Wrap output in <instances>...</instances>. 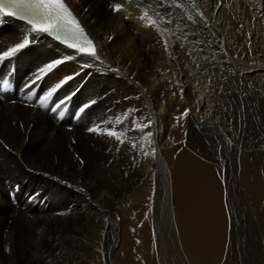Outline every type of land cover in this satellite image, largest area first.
I'll use <instances>...</instances> for the list:
<instances>
[{"label": "bare ground", "instance_id": "6f19581e", "mask_svg": "<svg viewBox=\"0 0 264 264\" xmlns=\"http://www.w3.org/2000/svg\"><path fill=\"white\" fill-rule=\"evenodd\" d=\"M66 1L92 36L101 61L77 56L57 66L29 90L25 85L34 79L39 68L51 60L74 54V50L42 34L28 48L0 64L6 72L14 67L21 79V100L32 104V107H23L0 101V236L4 237V243L0 237V261H7L1 251L9 248L22 259V264H37L36 260L33 262L35 256L26 255L37 253L42 246L45 251L49 250L52 244L59 251L63 250L64 256H70V263L75 258L78 264H95L99 258L103 264L100 251L108 247V263L120 264L119 251L125 233L120 235L116 218H126L132 209L125 210V205L116 203L144 181L147 187L138 201L144 202L145 211L154 207L150 219L153 218L158 231L156 258L159 264L170 261L172 264H200L195 255L202 249L200 258L207 256L211 260L216 249L219 253L225 250L224 257L221 254L223 264H259L262 260L259 255L264 261V184L259 183L261 172L256 171L264 166V157L248 159V168L244 163L240 166L243 201L247 206L246 224L244 212L238 207L233 177L221 179L219 184V180L214 179L215 171L196 165L198 163L184 151L178 150L175 159L170 158L171 168L164 157L169 139L166 123L178 118L183 121L182 113L186 109L189 118L199 123L192 106L202 109L200 115L207 124L218 118L216 109L219 107L233 108L230 116L228 112L224 115L227 119L243 118L247 112L244 120L252 117L254 122H259L261 117L257 116H264V0H195L207 23L199 17H196L197 23H192L173 7L168 8L172 15L161 19L157 13L164 15L165 7L159 0ZM117 3L121 6L120 12L112 11ZM218 3L220 8L216 7ZM145 12L156 25L141 19ZM169 19L172 23H167ZM26 27L10 17L3 18L0 53L19 43ZM165 39L170 41L167 51L163 47ZM85 63L90 67L84 68ZM70 75L74 78L53 94L51 102L71 99L56 112L50 110L52 104L48 108L40 107V99ZM85 104L90 106L80 112ZM243 106L248 108L244 110L245 115ZM67 107L68 120L59 119V111ZM149 121L150 126L144 127ZM233 121L238 126L241 120L236 117ZM199 124L198 130L190 134L189 142L193 147L201 140L205 142L217 136L210 133L212 128L202 132L203 126ZM97 125L108 130L114 128L118 134L123 132L124 143L106 134L88 131ZM74 128L80 133L70 135V129ZM232 130L238 134L236 128ZM225 131L233 134L229 129L219 132L223 137V152L229 150ZM248 131L247 135H261L258 131L264 134L259 128ZM148 132L152 136L146 139ZM247 135L239 138L242 140ZM261 136L264 139V135ZM253 138L252 135L250 139ZM229 145L231 151L236 150V160L243 161L245 156L240 155L243 154L240 145ZM216 162L222 164L220 159ZM252 162L255 170L251 168ZM187 166L193 171H188ZM16 182L19 187L13 192L18 194L19 203L18 207H13L7 195ZM118 185L124 192L115 188ZM227 195L233 197L231 201L236 195V202L232 210L226 211L228 230L225 234L221 228V196L227 198ZM40 200L47 207L42 202L44 206L39 209ZM35 201L37 206H31ZM67 210L70 213H66ZM260 210L262 214L258 215ZM14 211L17 217L12 218V224L6 229V221ZM59 214H63L64 221L71 214V221L58 225L56 220H49L45 223L49 229L37 233L41 224V219L37 220L39 216ZM126 225L124 221L121 227L124 229ZM127 226L124 230L129 233L130 226ZM83 228L94 236L82 233ZM106 228L111 236H108L107 246L101 240ZM49 233L55 236L53 240H48ZM69 234L77 236L75 243L68 238ZM91 245L95 247L93 251ZM254 251H258L256 258Z\"/></svg>", "mask_w": 264, "mask_h": 264}, {"label": "rangeland", "instance_id": "374dc122", "mask_svg": "<svg viewBox=\"0 0 264 264\" xmlns=\"http://www.w3.org/2000/svg\"><path fill=\"white\" fill-rule=\"evenodd\" d=\"M224 80H226V79H224ZM234 80H232V82L234 83V86H235V84H236L237 81L236 80L234 81ZM191 108L196 113L197 119L198 120L200 119L199 120V123H201V125L203 126L202 132H208V129H211L212 128V132H210V133H213L214 132L213 135L216 133L217 136H215V138L214 137L213 138L211 137V138H209L205 142H204V140H201L200 141V144L195 145V147H193L192 144H191V142H189L190 141L189 139H190L191 132H193L195 130H198L197 127L200 124L197 123V121H194V120L190 119L189 116H187V117H184L183 121L181 119H178L177 121H172V120L169 121L173 125L171 123L167 122L166 125H165V128H166L165 131H166V134H168V138L169 139L166 140V145L167 146L165 145V147H166V153L164 152V157H166L165 159L167 160L168 168H171L170 167V164H169L170 158L172 157L173 159H175V156L178 154V150H180V151H184L186 153V156L187 157L193 158L195 164L198 163L196 165L207 166L208 168L210 167V169H212L213 171H215V173H214V179L216 180V178H217V180H219V184L221 182L220 181L221 179L222 180H226L228 178H231L232 179V177H233L232 183L234 184V187L236 186L235 190H236V194L238 195V198H239L238 207L241 210V212H244V214H242L243 215V222L245 221L244 223L246 224L247 223V221H246L247 218L245 220V217L246 216H244V215H246L247 206H246V202L243 201L245 199H244V192H243L242 184H241L242 181H240V176H239V174H240V166H241V164L244 163V164H246V166L248 168V161H247L248 159L250 161H252L255 158H258L259 159L260 156H261V158L264 157V139L261 136V135H264V134L261 133L260 131H258L259 134H261V135H257L256 133H254V134H252L254 136L253 139H250L252 135H247V133H250L248 131V129L251 131V130H256V129L259 128L261 131L264 132V118H263L264 116H257V118L258 117H261L259 122H256V121L254 122V120L252 119V117L250 118V120H244L243 118L246 115H248V114H247V112H246V115L244 114V110L246 109V107L243 106V107H241V109L243 110V114L245 116H243V118H240L239 116H236L239 119V121L241 120L240 121V124L238 126H236V125L233 124L235 122L233 120L236 119L235 116H232L229 119H227L226 117H224V115L227 112L229 113V116H230V114H231L230 112L232 111L233 108H230V110H229V108H226L225 109V107H219V108L216 109L217 112H218V114H219L218 118L215 119V120L212 119V121L210 123L208 122V124H207V123H205V120L206 119H203L202 120V118H201L200 113H201L202 109L199 108V107H196V106H192ZM209 109L211 110V109H214V108H209ZM167 127L170 129V131H169V129ZM231 127L232 128H236V132L238 131L237 132L238 134H235ZM67 129H69V128H67ZM228 129L230 131H232L233 134H229L228 132L225 131L226 132L225 134L228 137L225 140H227L226 143L228 145L229 150H227V152L226 151L223 152V150H221V146L224 145L223 144V140H222L223 137L221 135H219V132L220 131H223V130H228ZM70 131H71V134L70 135H72V134H79L80 133V130L79 129H75V128L74 129H70ZM160 135H164V134H160ZM203 135H205V134L203 133L202 136ZM240 135H247V136H246V138H243L241 140L239 138ZM217 137H218V139H217ZM161 141H162V143L164 142L163 139H161ZM253 141L256 142V145L252 144ZM229 144H235L238 147L240 145L241 148L239 150L243 151V154H240V155H242L241 157L245 156V159L242 158L243 161L241 159L239 161L236 160L235 154H237V153L234 152L236 150H232L231 151V146ZM242 144H243V146H242ZM255 148L258 151H256ZM161 150L164 151V148L161 147ZM256 152H261L262 154L259 155V153H256ZM222 153L223 154H226V155L223 156ZM255 153H256V155H255ZM219 154L221 155L220 157L218 156ZM217 159L222 160V164L218 165L219 163L216 162ZM245 162H247V163H245ZM229 163L232 164V165H229ZM252 167H254L253 162L251 163V168ZM192 169L193 168L188 167V171H193ZM217 170H219V171H217ZM252 170H255V168H252ZM256 171L261 172L260 173V180L261 181L259 183H262V181H263L262 184H264V166L261 167V170H256ZM227 172L229 173L230 177H229V175L228 176L226 175ZM232 172H233V175H232ZM224 173H225V175H224ZM218 174H220V175H218ZM253 178H251V180H254ZM259 183L257 182L256 185L258 186ZM15 184H17V182ZM145 187H147L146 181L142 182L138 187H136L134 190H132L127 196H122L121 198H119L118 199L119 201L117 200L118 203H116L117 205L120 204L119 206H124L125 205L126 206V207L124 206L125 210H128V208H129V210L132 209L129 212V216H127L128 215V211H126L127 213L124 212V214H126L125 216H127L124 219L121 218V217H119V216H117L118 213L115 212V215L117 216V218H116V224L118 226L120 225V227H119L120 228L119 229L120 235H122V233H125L124 235H122L123 236L122 237L123 238V246L121 247V250L119 251L120 264H159V262L157 261V258H156V243L158 241V239H157L158 238V235H157L158 234V231L156 229V225H155V222H154L153 218L151 217V219H150V214L153 213V211L155 212V210H154V207L152 206L153 209H150L149 208L148 210L145 211V209H144L145 208L144 207L145 205L142 206L144 204V202L143 201H140V202H142V203H140L138 201V198H140V196L143 195V192H145ZM22 188H24V186ZM115 188L119 189L121 192H124L123 188H121V185L115 186ZM31 189L33 190V187ZM7 190H9V189L7 188ZM33 191H35V190H33ZM235 196H234V201H231L233 197H230L229 195H227V198L221 196V200H222V212H223L222 213L223 215L221 214L222 215L221 228H223V232L225 234H226V232L228 230V228H227L228 227V223H227V219L225 218L226 215H227L226 211L232 210L231 209V206L235 207V202H236L235 201ZM203 198H204V196H203ZM40 202H43L44 205L46 206V203L43 200L42 201L40 200L39 203ZM136 202H138V203H136ZM43 203H42V206H44ZM131 203H132V205H131L132 208L129 206V204H131ZM36 204L37 203L35 201L31 206H33V205L34 206H37ZM198 204H199V202L197 203V206H200V204L199 205ZM13 207H14V205H13ZM133 208H135V209H133ZM22 211H25V209L22 208ZM66 213H70V212L67 210ZM257 214L258 215L262 214V211L260 210V212H257ZM67 215H69V214H67ZM15 216L17 217L16 211H14L11 214V217H8V219L6 221V224H5V228L6 229H8L9 226L12 224V221H13L12 218H15ZM105 216H106V214H105ZM38 218H37V220H40L41 219V224L39 225L40 228H38V230H37V233L39 234L42 230H44V229L46 230L47 228L49 229V227H47L45 225V223L47 221H49V220H56V222H57L58 225H60L63 222L69 223L71 221V214L66 218L65 221H64L63 214L55 215L53 217H43V216H39ZM127 218L129 220H132L133 223L131 221H128V223H127V220H128ZM130 218H132V219H130ZM8 221H9V223H8ZM124 221H125V224L128 225V226L126 225L127 227L130 226L128 228V230L130 231L129 233L131 235L128 233V231L125 232L124 229L126 228V226H125L124 229L121 227V225H124ZM129 222H131V223H129ZM148 222L150 223V225H149ZM132 224H134V225H132ZM69 226L73 227L71 223L69 224ZM57 228L58 227H56L54 229H57ZM126 230H127V228H126ZM81 232L84 233V234H86V235L88 234L89 237H93L94 236V234H92L90 232L89 233H86V230L84 228H83V230ZM127 234H129V236ZM109 235L110 234H109V231H107V228L104 229L103 232H102L101 240H102V243L103 244L104 243L106 244V246H107V240L109 239V237H111ZM120 235H117L118 241H121L122 240V238L120 237ZM126 236H128V237H126ZM48 237H47L48 240H53V238L55 236H53L51 233H49L48 234ZM76 237L77 236H70V234L68 235V238L69 239H71V240L73 239V243H75ZM3 238L4 237H1V242L3 241ZM124 240H126V241H124ZM128 240H129V242H128ZM2 243H4V241ZM13 244H14V242H13ZM38 244H40V243H38ZM216 246L219 247V243H216ZM35 247H37V246H35ZM44 247L45 246H42V248H40L39 251H38V252H43V253H38V252L36 253V252L33 251L31 254H27L26 256H29V257L35 256L33 258V260H34L33 262H35V260H36V263L38 262L37 264H42V263L43 264H55V263H57V264H60V263L78 264V260H75V258L71 259L72 261L70 263V260H69V257L70 256H64L62 254L63 253V250H60L59 251V249L56 246H54V245L51 244L50 249L49 250H46V251H45V248ZM90 248L92 250L95 247L92 246ZM221 248H222V246H221ZM17 249H19V248L17 247ZM211 250L212 249H210V251ZM3 251L4 250H2L1 253L4 256L6 255L5 257L7 258V261L4 260V261H0V262H2V263H8L9 262L8 264H22V259L21 260L18 259L17 256H15L16 255L15 253L13 255V251H11L9 248H6L5 251L4 252ZM52 251H53V253H52ZM107 252H108V247H105V250L103 252L100 251V253H102V256L104 257L103 258L104 259L103 260V264H109L108 263V259H107V255H108ZM201 252L200 253H196L197 256L195 255V260L197 259V263L199 261L200 264H203L204 262H205V264L206 263L207 264H210V263L212 264V262L216 258H217L216 259L217 263H216V261H214V262L216 264H221V260L223 259L224 255H225V254H223V252L225 253V250L222 253H219V251L216 249V251L213 252V254H211V255H213L212 256L213 259L211 260L207 256H205L207 258H205V257L200 258L203 255L204 250L202 249ZM215 253H216V255L219 254L220 256H218V255L216 256ZM221 254H222L223 257L221 256ZM8 255H9V257H7ZM257 255H258V251H256V252L254 251L255 258L257 257ZM93 256H94V258H96V254H94ZM53 257L55 259H53ZM258 257L260 259H262L261 261H259V264H264L263 258H261L260 255ZM218 260H220V261H218ZM51 261H52V263H51ZM88 261L90 262V260H88ZM201 261H202V263H201ZM207 261H209V262H207ZM261 262H263V263H261ZM223 263H224V259L222 260V264ZM95 264H102L100 262V259L99 258L96 259ZM169 264H172V262L170 261ZM173 264H178V262H174Z\"/></svg>", "mask_w": 264, "mask_h": 264}, {"label": "snow or ice", "instance_id": "6c2138e0", "mask_svg": "<svg viewBox=\"0 0 264 264\" xmlns=\"http://www.w3.org/2000/svg\"><path fill=\"white\" fill-rule=\"evenodd\" d=\"M161 6L165 7L164 15L157 13L161 19H164V16H171L172 13L168 11L169 7L173 8H182L187 13V20L192 23H197L196 17L200 18V21L207 23V18L205 17L204 12L200 11L195 0H190V7L194 10L189 11V8L185 7L182 3H179L178 0H170V4L166 3V0H159ZM217 8L221 7V4L216 5ZM114 12H120V4H115L112 8ZM5 17H15L17 20L22 21L27 27L25 28V34L23 39L11 47H8L6 51L0 53V64L14 58L22 50L28 48L31 44L36 42V38L40 37L42 34H46L47 37H50L53 41H58L60 45H63L66 49H73L74 54L70 53L65 55L63 58H57L51 60L50 62L44 64L41 68L34 73V79L31 80L28 84L25 85L26 88L31 90L32 86L35 85L38 81L42 80L48 73H51L57 66L75 59L77 56L87 57L94 61H101L100 55H98L97 47L92 39L87 35L84 27L81 26L80 21L74 15L71 7L66 0H0V22H3ZM141 19H147L149 25H156V21L148 15L147 12L141 17ZM167 23H172V20H167ZM170 41L168 39L164 40L163 47L165 51L168 50ZM170 55L174 57L173 53ZM200 67V65H196ZM84 68L90 67L88 63L83 65ZM79 73H77L78 75ZM74 76H68L59 83H57L47 95L40 99V107L48 108V100L53 96V94L61 88L65 83L72 80ZM7 83V81H3ZM183 89H181V93ZM175 95V93H173ZM71 97L66 98L65 100L60 101L52 107L50 110L53 112L58 111L61 106L67 103ZM94 103V101L92 102ZM90 106V104H85L79 110L80 112L85 111ZM133 111V110H130ZM63 111L59 112V115L63 116ZM189 115V110L186 109L183 113V117ZM179 119V118H178ZM151 121L148 124H145L144 127H149ZM91 133L97 134H106L107 137H114L116 141H119L121 144L124 141L121 139L123 132L117 133L113 128L108 130L107 128H101L99 125L93 126L88 129ZM142 131V129H141ZM152 133L148 132L146 134V139L151 137ZM151 143V140L148 141ZM135 148V145H132ZM153 153L155 149L152 150ZM145 156L148 155L147 152L144 153Z\"/></svg>", "mask_w": 264, "mask_h": 264}]
</instances>
